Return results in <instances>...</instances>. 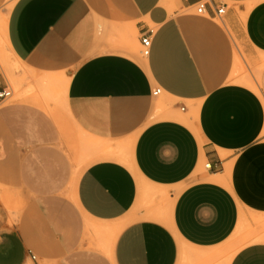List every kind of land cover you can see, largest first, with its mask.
Here are the masks:
<instances>
[{"label": "crops", "instance_id": "obj_1", "mask_svg": "<svg viewBox=\"0 0 264 264\" xmlns=\"http://www.w3.org/2000/svg\"><path fill=\"white\" fill-rule=\"evenodd\" d=\"M9 1L12 52L67 76L68 111L98 143L75 196L118 230L112 264H264V0H15L8 12ZM207 162L218 168L202 172ZM33 223L10 222L0 203V264H96Z\"/></svg>", "mask_w": 264, "mask_h": 264}, {"label": "rangeland", "instance_id": "obj_2", "mask_svg": "<svg viewBox=\"0 0 264 264\" xmlns=\"http://www.w3.org/2000/svg\"><path fill=\"white\" fill-rule=\"evenodd\" d=\"M14 1H9L7 10ZM239 66L242 78L254 84L257 73L252 66L241 60ZM0 72L12 91V97L0 105V203L10 222L21 224L30 216L35 227L53 230L69 243L75 261L89 258L96 264H112L118 230L90 220L76 202V186L96 159L98 143L71 122L65 84L46 87L48 94L43 93L36 81L46 74L17 62L1 30ZM54 158L63 164L57 178L46 175ZM202 172H207L205 165ZM247 241V237L236 239L230 256ZM37 258L40 264H65L62 259L49 263Z\"/></svg>", "mask_w": 264, "mask_h": 264}, {"label": "bare ground", "instance_id": "obj_3", "mask_svg": "<svg viewBox=\"0 0 264 264\" xmlns=\"http://www.w3.org/2000/svg\"><path fill=\"white\" fill-rule=\"evenodd\" d=\"M11 7L8 8V12L10 11ZM7 12V13H8ZM6 21H7V15L4 17V21L1 23V34H2V37H3V42L4 44L6 45L7 49L9 50V53L11 54V56H13L15 58V60L19 63H22L16 56L15 54L12 52L11 48H10V45H9V41H8V37H7V32H6ZM24 66H26L24 63H22ZM28 67V66H26ZM30 69V68H29ZM33 71V70H32ZM67 78V77H66ZM37 84L40 86V87H43V93L45 94H48L47 93V89L46 87H49V86H55V85H58L60 83L62 84H65V92H67V86H68V82H69V79H65L61 74H46V77L44 79H40V80H37L36 81ZM247 82V81H246ZM247 83H250L252 84L251 82H247ZM252 86L254 87L255 90H257V88L255 87L254 84H252ZM66 97V102H67V95L65 96ZM67 110H68V105H67ZM69 113V111H68ZM69 117L71 119V122L75 125V127L83 132L76 124L75 122L73 121L70 113H69ZM84 133V132H83ZM63 169V164L60 162V160L58 158H54L52 159V162L49 166V168L46 170V175L48 177H54V178H57L60 176L61 174V171Z\"/></svg>", "mask_w": 264, "mask_h": 264}, {"label": "built area", "instance_id": "obj_4", "mask_svg": "<svg viewBox=\"0 0 264 264\" xmlns=\"http://www.w3.org/2000/svg\"><path fill=\"white\" fill-rule=\"evenodd\" d=\"M226 11V5L220 6L216 8V14L219 18H222V16L225 14ZM196 14L198 16H205L207 14L206 4L201 2L196 6ZM141 53L143 56H148L151 50L152 46V31L148 33H144L141 38ZM161 94V89H156L153 93L154 96H158ZM12 97V91L9 88H4L0 90V105L3 104L5 101L10 99ZM218 165L213 166L212 163L207 162L205 164V169L207 171H212L217 167ZM215 167V168H214ZM32 260L39 261L36 255L32 254Z\"/></svg>", "mask_w": 264, "mask_h": 264}]
</instances>
